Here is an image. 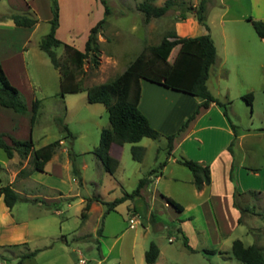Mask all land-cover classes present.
Instances as JSON below:
<instances>
[{
  "label": "rangeland",
  "instance_id": "374dc122",
  "mask_svg": "<svg viewBox=\"0 0 264 264\" xmlns=\"http://www.w3.org/2000/svg\"><path fill=\"white\" fill-rule=\"evenodd\" d=\"M103 1L108 8L106 15L98 0H56L55 37L76 49H83L89 28L104 18L96 34L97 65L85 58L76 76L84 88L112 79L143 47L157 44L168 32L186 31L187 36L204 32V26L197 24L191 13H185L183 20L179 18L180 3L196 7L199 0H173L176 5L165 15L148 21L136 8L143 0ZM149 1L161 5L164 0ZM50 3L51 0H0V65L26 105L23 114L2 108L7 112L0 113V133L6 130L11 134L2 133L9 145L10 137L27 140L30 136L33 148L61 138L52 160L41 172L32 169L30 155L21 157L12 151V157L7 158L0 149V185L9 184L18 194L10 209L0 196V264L19 260V264H78L73 260L78 250L89 264H95L101 258L89 241L90 236H85L88 241L84 242L76 241L74 235L90 234L99 228L104 230L107 247L113 235L119 236L101 264H147L142 254L151 242L159 249L157 260L161 264H242L229 252L234 239L257 246L264 260V38H259L246 20L250 16L264 22V0H205L204 23L216 51L206 87L225 105V117L236 134L232 146L233 183L228 178V157H220L213 168L214 192L222 197L213 203L219 208L216 216L221 237L213 227L212 212L205 210L210 206L206 191L195 199L191 174L177 159L184 157L183 148L191 156L186 159L207 158L227 140L226 134L203 131L200 145L188 142L172 155L166 153L167 135L163 134L157 139L144 137L134 144L123 143L115 172L121 182L115 185L92 153L101 130L109 127L105 108L100 103H88L85 91L60 95L58 71L38 47L49 29ZM11 14H25L37 22L30 27L16 26L7 17ZM53 50L62 61L63 47ZM174 52L175 49L167 50L164 56L170 58ZM248 92L252 94L249 104L242 98ZM34 99L39 104L33 123L29 124ZM63 126L72 139L63 138ZM132 145L143 147L140 161L132 159ZM72 162L79 177L71 170ZM163 162L165 165L160 166ZM148 171H162L156 182L152 178V190L172 197L184 208L183 212L168 210L149 222L146 207L150 203L134 197L117 204L102 219L94 215L84 221L80 217V199L98 195L111 200L123 192L129 193ZM234 185L243 192L235 201L246 209L240 224L234 222L235 216L228 208L226 192ZM132 206L136 212L129 213ZM132 216L137 224L129 228ZM181 227L187 234L178 231ZM182 234L190 249L182 244ZM23 241L25 244H21ZM34 249L35 254L21 258ZM11 254L16 255L15 261ZM50 257L53 260L48 261Z\"/></svg>",
  "mask_w": 264,
  "mask_h": 264
},
{
  "label": "trees",
  "instance_id": "16d2710c",
  "mask_svg": "<svg viewBox=\"0 0 264 264\" xmlns=\"http://www.w3.org/2000/svg\"><path fill=\"white\" fill-rule=\"evenodd\" d=\"M103 5V13L108 14V8L103 0H98ZM179 11V18L185 19V13H191L196 22L200 25L207 26L204 23L205 16V0H199L197 6H183ZM176 3L173 0H164L161 5H153L149 0H143L138 3L136 8L143 14L145 21L150 18H159L172 9ZM51 18L48 20V32L39 41L38 47L49 58L52 66L58 71L59 75V94L65 92L85 91L88 103H100L106 110L108 119V128H104L100 132L98 145L92 150V153L99 160L103 170L112 174L117 167L118 161L108 155V148L111 143L118 146L123 143L134 144L142 138L157 139L160 133L152 128L147 118L138 109V100L140 96V82L142 80L169 88L174 91L182 92L190 96L203 99L200 107L206 108L210 103L223 107V114H226L225 105L213 97L206 87V80L209 75L210 66L216 58V51L213 41L209 33L200 34L191 37H179L174 31L168 32L161 37L155 45L143 47L140 52L125 66V68L112 79L100 84L92 85L87 88L77 79V74L81 71L83 60L89 57L93 66L97 65L96 55L98 47L96 44V34L104 23V18L99 19L88 30L87 37L83 43V49L79 50L75 47L61 42L55 37V31L58 27V6L56 0L50 3ZM14 25L22 27H30L37 22V19L25 14H11L7 16ZM250 22L255 34L259 38H264V22L257 19L246 17ZM61 45L64 49V58L59 61L55 55L54 48ZM175 49L174 54L170 58L164 56L165 51ZM246 103L252 100L250 92L242 95ZM39 101L34 99L31 103L30 124L33 123L35 113ZM0 106L9 108L15 113L23 114L26 112V105L19 91L10 84L0 65ZM264 111V109H263ZM198 108L195 109L180 125L176 132L167 135L166 153L170 155L172 149V141L183 131L192 120ZM65 135L63 138H73L71 133L63 126ZM233 137L226 146L227 152L231 156V163L228 171L229 181L233 183L234 162L232 160V146L236 139L234 127L231 125ZM11 145L7 144L0 133V149L3 150L7 158L12 157V151L17 152L21 157L30 155L32 169L38 172L43 170L45 163L53 155L55 147L59 144L61 138L55 139L37 148H33L30 138L27 140H18L10 137ZM131 157L135 161H140L143 154V147L132 145L130 147ZM177 162L186 167L191 174V183L196 190L201 189L203 185L209 183V168L207 165L194 160L180 157ZM163 162L160 166L164 165ZM72 171L77 174V169L72 162ZM156 173L148 171L145 177L138 179L135 188L128 192H123L119 197L111 201L101 202L104 206L103 214L112 211L113 208L128 198L139 196V189L145 187L151 181ZM235 185L232 191V206L238 211L239 216L236 223L242 222L241 217L245 208L240 207L235 197L241 195ZM0 196L5 207L11 208L18 200V194L9 185H0ZM97 200V199H96ZM166 202L174 208L175 211H181L182 206L169 197H165ZM86 203L82 210L87 209ZM83 216V212L80 213ZM179 232H182L180 229ZM100 232V228L97 230ZM182 244L190 249L187 240L182 234ZM33 250L21 258L29 257L35 254ZM230 255L242 264H264L261 250L253 245H245L239 239H234L230 244ZM158 249L154 243H150L143 253L144 262L147 264L154 263Z\"/></svg>",
  "mask_w": 264,
  "mask_h": 264
},
{
  "label": "crops",
  "instance_id": "0c3cea01",
  "mask_svg": "<svg viewBox=\"0 0 264 264\" xmlns=\"http://www.w3.org/2000/svg\"><path fill=\"white\" fill-rule=\"evenodd\" d=\"M146 24L147 23H143V26H145ZM177 27H181V26L177 25ZM207 32H208V29H206L204 26L203 34H205ZM175 34L176 35L178 34L177 36H179V37H191V36H187L189 34L186 31H180V30L176 31L175 30ZM202 101H203V99H201V98L190 96V95L184 94L182 92L174 91V90H171L169 88H165L163 86L153 84V83H150V82H147L144 80H142L140 82V96H139V100H138V109L147 118L150 126L152 128H154L156 131H158L160 134L169 135V134L176 132L178 127L183 123V121H185V119L195 109L198 108V112L195 114L194 118L192 120H190L188 125L185 127V129L183 131L179 132L178 135L173 139L172 149H171L170 155H172L173 151L177 147L183 148L184 144H188V142H190L189 144L196 143L197 146L200 145L202 143V138L200 135L203 131L218 130V131L224 132L226 134L227 140H225L224 143L215 152H213L211 155H209L207 158L203 157V156L202 157L201 156L193 157L195 159V161L208 166L210 180H209V183L207 185H203L201 187V189H199V190H196L194 188L195 191H192V192L194 194L195 199H197L199 196L200 197L203 196L205 191H206V200H208L210 202V206L207 205L205 210H206V212L208 211L207 212L208 214H209V211L212 212V220L214 221L213 227L216 228L215 232L217 233L218 237H221L222 233L220 231V225L218 224V219L216 216V211H218L219 208H218V205L216 207L213 203H214V201L218 202V200L221 199L222 197H220L219 192L218 193L214 192L215 188L213 186H215V183L213 182V168L216 166V163L218 162L220 157H222V158L228 157L229 167H230V163H231L230 158L231 157H230V154L226 150V146L228 145V143L230 141L229 140L230 137H233V133H232L230 123L228 122L225 115L223 114L222 107L215 105L213 103H210L206 108H203V107H200V104L202 103ZM2 108H4V107L0 106V113H6L7 111L5 109H2ZM7 109H9V108H7ZM2 133L5 135L8 133V135L11 136V134L6 130ZM119 151H120V146H118L114 143H111L109 145V148H108V155L110 157L118 160ZM185 151L186 150L183 148L181 150V155L191 159V156H189V154H187ZM53 155L45 163L43 170L45 169L46 164L52 160ZM172 159H174V157H172ZM117 166H118V164H117ZM101 168H102V166H101ZM71 170H72V165H71ZM116 170H117V167L115 168V170L113 171L112 174L108 173L109 176L112 177L113 183H115V185H117L121 182V180H120L121 178H118L116 176V173H115ZM114 174H115V176H113ZM161 174H162V171H158L156 173V176H153L154 182H156L159 179V176ZM75 175L79 177L78 169H77V174H75ZM152 178H151V181H152ZM151 181L149 182V184L147 186L139 189V196L137 197L139 199H142L146 203L147 202L150 203L149 207H146L147 220L149 222H151V221L153 222L154 217L157 214H163L164 212H167L168 210L174 211V208L172 206H170L165 200V197H169L171 199H173V198L170 196L161 194L157 190H152V188L150 186ZM112 189L113 188H111V190ZM109 191H110V189H109ZM232 191H233V187H232V190H230V188H229L226 193L228 194V206H229L228 208H230V210H232V212L235 216L234 222L236 223V219L239 216V213L232 206ZM238 191L240 193H243L240 190H238ZM119 196H121V195H119ZM119 196H117V197H119ZM114 198H116V197H114ZM114 198H112V199H114ZM111 200H104L102 197H100L98 195L93 196L91 198H88L86 200L80 199L79 200L80 211L83 209V207L86 203L88 204L87 209L83 210L82 219L84 221H86L90 216H94V215H96L97 217H99L101 219L104 218V215H105V214H103L104 206L101 202H103V201L106 202V201H111ZM204 203H206V201H204ZM202 205L203 204H201V206ZM114 209L115 208H113V210ZM183 211H184V208H182L181 211H178V213L183 212ZM202 211H204V209H202ZM109 212H111V211H109ZM134 212H136V209L134 206H132L129 209V213H134ZM210 217H211V215H210ZM180 230L184 231L186 233V230L182 229V227L180 228ZM103 231H104L103 229H100V232L98 233L97 230H94V232H91L90 234H86L85 232L84 233H81V232L77 233L76 232L74 235V239L76 241H82V240L88 241L84 237L87 235L90 236L89 241L92 243V246L94 245L96 251L98 252V254L101 258V259L97 260L95 264H97V262L102 263V261H104L105 258L108 256V253H109L110 249L113 247V244H116L117 241L119 240V236L113 235L112 236V243L109 245V247H107V245L105 244L106 239H105V235H104ZM93 235H95V236H93ZM25 242L26 241H23L21 244H25ZM85 246H87V245H85ZM34 250H36V249H34ZM144 251H143V253H144ZM29 252H31V251H29ZM158 254H159V249H158ZM158 254L156 256L154 263H152V264H161L157 260ZM11 255L13 257L12 259H14V261H15L14 257H16V255L15 254H11ZM117 256H118V253H117ZM142 257H143V254H142ZM119 258H120V255H119ZM50 260H53V257L48 258V261H50ZM73 260L77 261L78 264H89L88 259L81 257V253L79 252V250H78V255L73 256ZM81 260L84 261V263H81ZM19 263H21L20 260L17 261L16 263H13V264H19ZM110 264H113V263H110Z\"/></svg>",
  "mask_w": 264,
  "mask_h": 264
},
{
  "label": "built area",
  "instance_id": "2783aa9c",
  "mask_svg": "<svg viewBox=\"0 0 264 264\" xmlns=\"http://www.w3.org/2000/svg\"><path fill=\"white\" fill-rule=\"evenodd\" d=\"M137 224V221L133 219V216L129 219V228H133ZM81 263H84V261L81 260ZM97 264H100V262H97Z\"/></svg>",
  "mask_w": 264,
  "mask_h": 264
}]
</instances>
